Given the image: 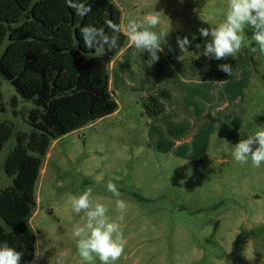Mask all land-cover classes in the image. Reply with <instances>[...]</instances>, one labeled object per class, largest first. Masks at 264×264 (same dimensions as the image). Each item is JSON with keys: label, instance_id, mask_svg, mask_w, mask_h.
Returning <instances> with one entry per match:
<instances>
[{"label": "rangeland", "instance_id": "rangeland-1", "mask_svg": "<svg viewBox=\"0 0 264 264\" xmlns=\"http://www.w3.org/2000/svg\"><path fill=\"white\" fill-rule=\"evenodd\" d=\"M112 1L127 14L136 6L146 10L148 4ZM147 1L152 3L148 13L154 8L165 14L160 28L176 36L187 23L218 24L228 3ZM179 2L203 8V17L180 22L186 11L178 16L170 11ZM245 39L241 50L258 49L246 34ZM6 45L7 41L3 49ZM252 53L248 62L252 77L240 103L220 113L212 108L213 118L195 119L185 130L191 138L188 143L178 146L175 142L181 138L174 125L156 122V106L142 99L141 88L131 87L115 96L119 110L112 116L54 141L36 183V211L28 219L36 248L44 251L37 264H54L56 254L64 257L65 264H80L73 227L83 224L86 216L72 212L70 197L86 188L92 189L93 206L103 203L110 219L121 224L127 241L124 254L112 264H262L264 163L257 168L250 160L241 164L232 157V145L264 126V55L258 50ZM0 91L5 109L0 111V123L14 127L0 154L1 190L12 185L3 165L16 146L17 134L31 130L27 120L33 105L22 101L6 80H0ZM230 119L235 123L228 124ZM109 180L127 204L122 220L116 198L106 189Z\"/></svg>", "mask_w": 264, "mask_h": 264}, {"label": "trees", "instance_id": "trees-1", "mask_svg": "<svg viewBox=\"0 0 264 264\" xmlns=\"http://www.w3.org/2000/svg\"><path fill=\"white\" fill-rule=\"evenodd\" d=\"M80 4L91 11L77 15L70 5ZM121 16L112 0H0V80L33 105L31 130L17 134L3 165L12 185L0 190V243L22 251L23 264L34 259L36 235L28 219L37 208L35 187L52 143L118 110L109 67L128 38L121 30L117 47L97 57L85 47L80 29L91 25L112 35L106 21L121 28ZM251 33L245 30L249 39ZM153 100V113L162 114L164 106ZM0 111L5 112L1 91ZM13 132V124L0 123V154Z\"/></svg>", "mask_w": 264, "mask_h": 264}, {"label": "clouds", "instance_id": "clouds-1", "mask_svg": "<svg viewBox=\"0 0 264 264\" xmlns=\"http://www.w3.org/2000/svg\"><path fill=\"white\" fill-rule=\"evenodd\" d=\"M70 6L75 7L77 15L81 16L91 11L90 6L83 4ZM162 17H165L163 10L156 11L153 8L142 19H130L126 24L125 34L130 43L139 52L148 54L152 64L159 60L158 53L165 50V47H161L162 42L170 51L172 50L167 45L170 30L160 28ZM106 24L111 29L112 35L91 25H85L80 29L85 47L90 50L95 49L94 54L97 57L117 47L120 25L111 20H107ZM248 28L252 30L251 41L258 46V49L252 48V51L258 50L264 55V0H228L227 10L221 22L198 28L200 36L209 39L203 43V51L196 54L195 59H199L201 55L215 60L234 57L245 46V30ZM177 46L180 50L188 51L191 40L187 36L177 37ZM218 68L229 76L233 73L230 64H220ZM257 129L232 145V157L236 162L245 164L250 160L252 166L257 168L264 163V126H257ZM186 163L188 161L184 164ZM106 189L116 198V210L121 213L119 219L122 220L127 204L120 198L121 192L111 180L107 182ZM92 200L91 188H86L79 195L70 197L72 212L84 213L86 216L83 224L77 223L73 227L80 264H97V261L98 264H112L124 254L127 241L121 224L108 216V208L101 202L93 206ZM23 255L22 251L9 246L6 241L0 243V264H23ZM43 255V250L35 248L32 264H37ZM247 259L253 260L254 256ZM54 264H65L64 257L56 254Z\"/></svg>", "mask_w": 264, "mask_h": 264}, {"label": "crops", "instance_id": "crops-1", "mask_svg": "<svg viewBox=\"0 0 264 264\" xmlns=\"http://www.w3.org/2000/svg\"><path fill=\"white\" fill-rule=\"evenodd\" d=\"M143 1L148 3L144 5L147 9L139 11L136 6L130 14L115 3L122 13L121 30L124 34L130 19H142L148 13L152 3ZM184 4L187 3L179 2L177 6L170 8L174 16L186 11V17L180 22L203 17V8L191 7V4L183 6ZM203 26L208 27L206 23ZM203 26L200 20L187 23L185 31L178 36L170 32L167 36V45L172 50L170 51L162 42L161 47H165V50L158 53L159 60L153 64L148 54L139 52L128 39L126 46L109 67L110 91L114 98L123 87L141 88L142 92L139 94H142V99L146 98L150 101L151 98L164 106V112L156 115V122L165 127L174 125L173 128L177 129V137L181 138L175 142L178 146L191 141L185 130L195 119L213 118L214 107L216 112L220 113L234 104L238 105L252 77V69L248 62L253 53L247 48L228 59L215 60L203 55L195 59V55L203 51V43L209 39L201 37L198 32V28ZM184 36L191 40L188 51L180 50L177 46V37ZM224 63L233 67L231 76L218 68V65ZM217 88L221 90L218 91ZM231 114L237 121H241L239 113L233 111ZM229 123L234 124L235 121L230 119ZM181 153L184 156L183 153L186 152Z\"/></svg>", "mask_w": 264, "mask_h": 264}]
</instances>
